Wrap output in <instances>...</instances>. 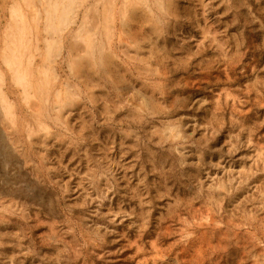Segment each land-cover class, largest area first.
Here are the masks:
<instances>
[{"label":"rangeland","instance_id":"rangeland-1","mask_svg":"<svg viewBox=\"0 0 264 264\" xmlns=\"http://www.w3.org/2000/svg\"><path fill=\"white\" fill-rule=\"evenodd\" d=\"M47 1L0 0V264H264V0H74L48 57Z\"/></svg>","mask_w":264,"mask_h":264},{"label":"bare ground","instance_id":"bare-ground-1","mask_svg":"<svg viewBox=\"0 0 264 264\" xmlns=\"http://www.w3.org/2000/svg\"><path fill=\"white\" fill-rule=\"evenodd\" d=\"M42 1V0H41ZM47 1V0H45ZM55 1V0H54ZM68 4H64V7H60L57 5V3H51L49 0L47 1V5L45 4L44 7V14H45V25L43 28L44 31V40H45V46H46V55L48 57V54L51 52V50H53L54 45L56 43V41L58 42L61 41L63 43V36L62 33H64L63 31L69 26L70 24V20L69 14H71V10H72V5L74 4V0H67ZM27 2V1H26ZM56 2V1H55ZM60 2V1H59ZM62 2H60L59 4H61ZM29 4V3H28ZM63 4V3H62ZM61 4V5H62ZM44 5V4H42ZM31 8V7H30ZM41 13V12H40ZM82 13V12H81ZM78 13H76L75 17L77 16ZM83 14V13H82ZM81 14V15H82ZM74 19V18H73ZM72 22V21H71ZM40 33V32H38ZM33 39V38H32ZM40 36L39 34H37V42L40 41ZM33 43V42H32ZM31 44V43H30ZM34 44V43H33ZM34 46V45H33ZM39 46V45H38ZM11 52L12 56H15V50H12V47L10 48V46H8ZM30 47V45H29ZM17 49V48H16ZM61 49V48H60ZM32 51V50H31ZM38 51V50H37ZM40 51V50H39ZM33 52V51H32ZM31 52V53H32ZM40 53V52H39ZM34 55V53H32ZM36 55V54H35ZM38 55V54H37ZM27 56V55H26ZM6 59V58H5ZM4 59V61H5ZM34 59V58H33ZM38 61V60H37ZM48 61V60H47ZM34 63V62H33ZM7 64L10 65V61H7ZM15 67V65H14ZM10 69H12V67H10ZM14 74L17 75V78H19L18 76V69L15 67L13 69ZM11 71V70H10ZM24 71V70H23ZM28 85V84H27ZM29 87V86H27ZM51 87V86H50ZM54 101L55 97H54Z\"/></svg>","mask_w":264,"mask_h":264},{"label":"clouds","instance_id":"clouds-1","mask_svg":"<svg viewBox=\"0 0 264 264\" xmlns=\"http://www.w3.org/2000/svg\"><path fill=\"white\" fill-rule=\"evenodd\" d=\"M7 115H8V118L10 120L14 119V117L12 116V110H11V108H9Z\"/></svg>","mask_w":264,"mask_h":264}]
</instances>
